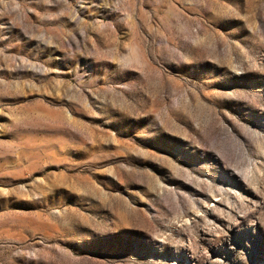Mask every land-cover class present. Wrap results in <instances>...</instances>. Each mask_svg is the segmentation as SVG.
Instances as JSON below:
<instances>
[{"label": "rangeland", "instance_id": "374dc122", "mask_svg": "<svg viewBox=\"0 0 264 264\" xmlns=\"http://www.w3.org/2000/svg\"><path fill=\"white\" fill-rule=\"evenodd\" d=\"M0 264H264V0H0Z\"/></svg>", "mask_w": 264, "mask_h": 264}]
</instances>
